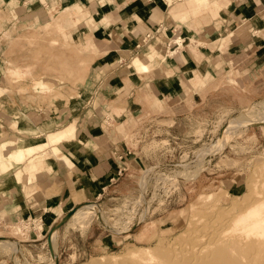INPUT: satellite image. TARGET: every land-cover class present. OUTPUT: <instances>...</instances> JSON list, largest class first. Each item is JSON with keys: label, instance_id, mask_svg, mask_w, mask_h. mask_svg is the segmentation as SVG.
Listing matches in <instances>:
<instances>
[{"label": "rangeland", "instance_id": "1", "mask_svg": "<svg viewBox=\"0 0 264 264\" xmlns=\"http://www.w3.org/2000/svg\"><path fill=\"white\" fill-rule=\"evenodd\" d=\"M46 12L42 23L40 18L30 17L27 24L20 26L15 22L10 28L0 17V86L4 82L5 94L23 99L27 96L25 102L32 105L50 107L51 102L67 101L71 96L73 108L82 107L88 99L81 86L91 57L84 54L73 22L57 24V18L67 11L61 13L60 8H47ZM153 41L141 50L145 53L151 46L155 47L158 39ZM15 52L21 54L15 56ZM142 55H135L130 63ZM12 69L18 72L11 73ZM38 79L45 80L39 89L34 87ZM191 94L199 96L197 103H188L181 113L170 112L168 121L158 122L155 130L149 129L146 102L142 101L133 117L124 111L125 105L104 111L100 123L131 142L130 148L139 153L144 165L139 164L133 171L124 168L117 176L124 179L120 191L107 194L106 198L83 201L50 226H42L40 219L30 217L1 225L0 243L4 239L14 240L20 253L17 256L0 246V264H17L16 257L22 261L20 264H55V260L57 264L98 260L104 264L106 258L112 264H119L115 259L126 258L138 248L161 254L170 247L175 248L178 238L192 226L197 225L199 229L205 223H215V215L229 214L231 206L243 209L246 195H251L248 199L262 196L264 122L261 117H255L253 110L264 98L246 96L238 78L232 74L220 77L212 88H195ZM157 107V112H163L161 106ZM71 121L61 120L57 124L51 121L43 126L50 127L47 130H32L29 139L21 137V146L75 126ZM16 123L12 122V126L17 131ZM73 136L74 133L65 137L62 143ZM7 139L1 138L0 142ZM57 145L44 144L17 165L1 172L0 177L16 168V178L20 179L19 166L24 164L26 177L31 180L50 165L46 164L50 156L56 157L53 150ZM126 152L130 153L127 149ZM121 155L117 154L119 158ZM33 162L39 169L34 175L29 174ZM254 183L257 193L251 190L250 194L249 188ZM144 184L146 187L142 190ZM84 207L97 212L89 225L85 221L88 215L85 220L77 218L80 222L82 219V224L74 215ZM111 235L116 236L114 242Z\"/></svg>", "mask_w": 264, "mask_h": 264}, {"label": "crops", "instance_id": "2", "mask_svg": "<svg viewBox=\"0 0 264 264\" xmlns=\"http://www.w3.org/2000/svg\"><path fill=\"white\" fill-rule=\"evenodd\" d=\"M47 8L67 11L57 24L73 22L84 54L91 57L81 86L88 100L75 109L71 96L50 107L38 106L25 102L27 96L5 94L4 82L0 86V139L8 138L0 142V173L18 164L10 162L12 151L38 141L21 146L32 130L51 121L75 124L74 136L58 143L53 150L57 158L47 159L50 165L44 172L30 180L22 164L20 179L16 168L0 177V226L29 217L50 226L73 206L120 191L124 179L117 177L118 169L133 171L144 165L131 142L100 123L104 111L125 105L124 111L133 117L146 102L149 129L155 130L158 122L168 121L170 112L178 114L188 103H197L200 98L192 90L212 88L230 74L246 96L264 98V0H0V17L9 28L15 22L27 24L30 17L42 23ZM155 29L149 42L158 39L156 48L145 53L136 49L140 38ZM135 55L142 56L130 63ZM44 82L38 79L34 87ZM158 105L163 112L156 111ZM118 153H123L121 158ZM29 168L32 175L39 171L34 162ZM16 262L22 261L16 257Z\"/></svg>", "mask_w": 264, "mask_h": 264}, {"label": "bare ground", "instance_id": "3", "mask_svg": "<svg viewBox=\"0 0 264 264\" xmlns=\"http://www.w3.org/2000/svg\"><path fill=\"white\" fill-rule=\"evenodd\" d=\"M1 92L2 89L0 88ZM253 111L255 117H261L264 122V102H260ZM246 120L248 119L246 118ZM73 132L74 126H70L59 134L48 137L46 135L42 136L36 143L27 146L26 149L12 151L10 153V162L14 164L20 163L25 156L35 153L44 144H58L65 137L69 138V135H72ZM15 141H12V145L15 144ZM262 168L264 174V165ZM198 171L196 170V172ZM255 186L254 183L248 192L250 193L251 190L255 191ZM144 187H146L145 184L142 186V190H144ZM255 193L257 192L255 191ZM249 196L251 197V195ZM260 196H258L259 198L248 199L246 195V205L244 204L243 209L238 210V206L236 207V203L233 202L235 207L231 206L232 209H229V214L219 212L215 215V223H205L199 229L197 225L192 226L178 238L175 248L171 249L172 247H170L168 251L162 252V255L157 254V252L154 255L155 251L151 252L148 249L143 251L138 248L136 251L130 252L126 258L115 260L119 264H264V192ZM241 203L243 202L241 201ZM233 209L237 210L234 212ZM231 210H233V213H231ZM144 214L145 212L142 214V218ZM74 215L76 220L77 218L79 220L80 218L84 219L88 215L86 217L88 220H84L89 225L96 212L84 207L80 208ZM82 219L81 222L77 220L78 223H84ZM0 246L4 250H12L15 255L19 256L20 250L15 241L4 239ZM179 248L180 250L178 251L177 249ZM98 262L84 264H103ZM103 262L104 264H112V261H107V258ZM55 264H57L56 260Z\"/></svg>", "mask_w": 264, "mask_h": 264}, {"label": "built area", "instance_id": "4", "mask_svg": "<svg viewBox=\"0 0 264 264\" xmlns=\"http://www.w3.org/2000/svg\"><path fill=\"white\" fill-rule=\"evenodd\" d=\"M158 31V29H155L154 31H148V32H146L141 38H140V40H139V42L138 43H136V45H135V48L136 49H141V48H143L146 44H147V42H149L150 41V39L151 38H153V36H154V33H156ZM124 170V168H121V169H118V173H117V176H119L121 173H122V171ZM111 180H113V178L111 179ZM98 206H99V204H97ZM100 207V206H99ZM101 209V208H100ZM98 218V217H97Z\"/></svg>", "mask_w": 264, "mask_h": 264}]
</instances>
